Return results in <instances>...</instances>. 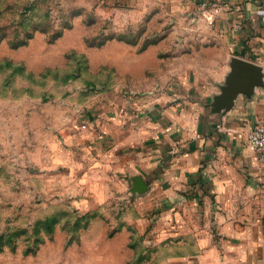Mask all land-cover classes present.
Segmentation results:
<instances>
[{"label":"rangeland","instance_id":"rangeland-1","mask_svg":"<svg viewBox=\"0 0 264 264\" xmlns=\"http://www.w3.org/2000/svg\"><path fill=\"white\" fill-rule=\"evenodd\" d=\"M132 3L0 0V264H185L196 255L194 238L164 234L162 199L138 206L148 194L138 178L121 193L46 165L42 126L144 98L202 63L198 32L179 14Z\"/></svg>","mask_w":264,"mask_h":264},{"label":"crops","instance_id":"crops-1","mask_svg":"<svg viewBox=\"0 0 264 264\" xmlns=\"http://www.w3.org/2000/svg\"><path fill=\"white\" fill-rule=\"evenodd\" d=\"M132 4L179 14L182 28L198 32L191 41L202 63L144 98L99 102L85 117L42 126L46 165L121 193L140 177L148 194L138 206L162 199L164 234L195 239L185 264H264V165L246 140L264 120V0ZM238 58L260 67L262 84L239 89L229 104Z\"/></svg>","mask_w":264,"mask_h":264},{"label":"water","instance_id":"water-1","mask_svg":"<svg viewBox=\"0 0 264 264\" xmlns=\"http://www.w3.org/2000/svg\"><path fill=\"white\" fill-rule=\"evenodd\" d=\"M254 84H262V73L260 67L253 62L244 59H236L234 71L226 88L224 99L231 104L239 89L249 90ZM138 187H147L146 182L138 178Z\"/></svg>","mask_w":264,"mask_h":264},{"label":"built area","instance_id":"built-area-1","mask_svg":"<svg viewBox=\"0 0 264 264\" xmlns=\"http://www.w3.org/2000/svg\"><path fill=\"white\" fill-rule=\"evenodd\" d=\"M246 140L257 151L259 160L264 165V120L252 127L246 136Z\"/></svg>","mask_w":264,"mask_h":264}]
</instances>
